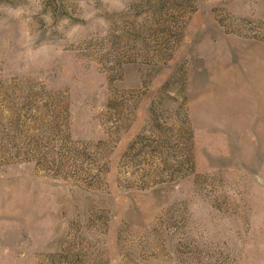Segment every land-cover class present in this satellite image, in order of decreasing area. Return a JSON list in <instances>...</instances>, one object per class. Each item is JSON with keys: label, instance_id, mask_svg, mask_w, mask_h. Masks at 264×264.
<instances>
[{"label": "rangeland", "instance_id": "374dc122", "mask_svg": "<svg viewBox=\"0 0 264 264\" xmlns=\"http://www.w3.org/2000/svg\"><path fill=\"white\" fill-rule=\"evenodd\" d=\"M0 264H264V0H0Z\"/></svg>", "mask_w": 264, "mask_h": 264}]
</instances>
